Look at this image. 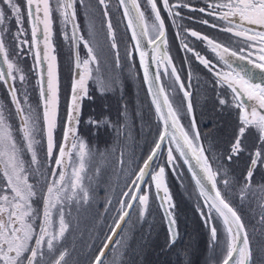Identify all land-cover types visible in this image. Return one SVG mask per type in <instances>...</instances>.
Listing matches in <instances>:
<instances>
[{
	"label": "snow or ice",
	"instance_id": "6c2138e0",
	"mask_svg": "<svg viewBox=\"0 0 264 264\" xmlns=\"http://www.w3.org/2000/svg\"><path fill=\"white\" fill-rule=\"evenodd\" d=\"M79 3L90 7L85 0ZM118 3L133 42L125 49V56L128 61L138 56L158 123L146 158H142L138 170L130 172L134 179L126 182L119 194L117 218L91 264H123L128 247L123 225L142 222L154 198L167 224L165 247L171 250L180 242L176 205L168 186L169 172L177 173L180 159L188 165L198 201L203 200L197 211L209 230L213 258L219 250L218 264H264V182L253 183L254 175L264 170V83H255V74L250 70L233 68L234 60L247 61L264 73V0H206V6L200 8L194 7L191 0H146L143 7L140 0ZM76 4L77 0H0V82L6 87L11 105L6 107L0 102V264H68L71 253L65 242L79 228L80 211L96 195L92 184L101 169L97 167L89 175V165L97 155L103 159L106 152L94 151L79 133L82 102L91 99L90 81L101 94L120 87L115 69L122 64L109 0H97V5L105 18L109 48L116 50L114 61H109L94 37L80 34ZM160 5L181 49L192 54L210 74L218 110L235 114L231 139L220 154L213 151L211 142L204 147L202 141L207 134H202L197 123L192 73H188L186 86L170 54L169 25ZM184 9L210 17L197 22L228 34L230 39L237 38L243 46L233 47L187 27L184 21L195 18L185 16ZM57 19L63 39L72 50L75 68L63 120L55 44ZM94 32L93 26L90 34ZM189 38L202 42L214 59L191 46ZM81 46L86 50L83 57ZM29 56L32 66H22ZM185 62L190 63L187 55ZM33 73L38 107L30 103ZM164 77L171 81L173 92L182 93L179 102L161 83ZM17 119L18 124L14 122ZM185 120L187 124L182 122ZM88 123L97 130L111 128L117 142L122 137L131 138L127 123L114 124L110 119H90ZM61 124L62 139L58 142L56 133ZM126 146L118 143L122 166ZM244 156L248 160L245 172L236 177L231 166ZM233 196L238 198L239 206L229 199ZM111 204L108 199L106 210ZM245 204L252 210L254 223L244 220L241 209ZM109 252L113 254L111 261L106 259Z\"/></svg>",
	"mask_w": 264,
	"mask_h": 264
},
{
	"label": "rangeland",
	"instance_id": "374dc122",
	"mask_svg": "<svg viewBox=\"0 0 264 264\" xmlns=\"http://www.w3.org/2000/svg\"><path fill=\"white\" fill-rule=\"evenodd\" d=\"M170 2H174V0H170ZM140 3L143 7L146 0H140ZM85 4L90 5V7L81 5L77 0L76 12L80 34L89 39L94 37L95 42L103 48L109 61H114L116 50H110L109 48L110 41L107 39L105 18L97 5V0H85ZM109 4L110 18L116 33L122 64L121 68L115 69L120 87L115 91L101 94L95 84L90 81L89 95L91 99L85 98L82 102L79 133L94 151L106 152V156L102 159L97 155L89 165V175H92L97 167L101 169V175L92 184L96 192L94 200L90 205L85 206V210H81L79 213V228L74 229L65 242L71 253L68 257V264H91L94 255L97 254L106 235L109 234L113 221L117 218L116 210L119 205L116 201L120 192L125 189L126 182L130 183L131 179H134V176H130V172L138 170V166L142 165V158L146 157L153 140L156 138L158 122L144 91L136 59L135 61H128L125 56V49L131 47V42L122 21L120 9L116 0H109ZM160 7L161 14L166 18V23L169 25L170 54L173 56L175 65L179 67L182 80L185 81L187 86V67H189V71L192 73V82L200 81L201 78L196 71L202 65H193L197 61L192 57V54H185L181 49L180 41L175 38L167 13L163 11L162 5ZM93 26L95 32L90 34ZM54 27L56 30L55 44L61 86L60 116L63 120L66 117L67 101L75 72L74 56L70 46L63 39L58 19ZM25 28H28L27 22H25ZM68 30L70 35L69 26ZM28 38H31L30 30ZM189 42L195 49L199 47V42L195 38H189ZM85 51L81 46L80 54L82 57L85 55ZM185 55L188 56L190 63L185 62ZM22 66L31 67L32 58L30 56L26 57L25 64ZM161 83L167 88L170 97H175V100L179 102L182 93L172 91L169 87L171 81L164 77ZM35 84V74L33 73L32 87L29 88L30 103L33 107H38L39 93L38 90H33ZM194 99L197 105L195 109H198L196 111L198 126L202 134H207V139L202 141L204 147L208 148L211 142L213 151L216 154L224 152L228 146V141L231 139L233 125L235 124L232 113L205 109L202 105L203 95L201 91L195 93ZM21 100L23 101L22 96ZM0 102L4 103L6 107L11 106L6 87L2 82H0ZM122 113L125 114L122 115ZM90 119H110L114 124L117 122L127 123L131 130V138L125 140L122 137L117 142L111 128L101 127L97 130L88 123ZM219 121H222V123ZM14 122L18 124V119ZM182 122L187 124V120ZM62 127L61 124V128L56 133L58 142L62 139ZM118 143L120 146L127 145L123 149L125 161L123 166L119 163L121 149L118 147ZM164 155L166 156V148ZM247 163L248 160L245 156L236 161L231 166L234 176L240 177L245 172ZM178 165L177 173L169 172L168 186L176 205L175 217L180 242L171 250L165 247L167 226L159 203L154 198L150 212L142 222H136L134 226L133 224L123 225L124 235L127 237L128 243L123 256V264H218L219 250L213 258V253L209 249V230L204 226L197 211L198 203L202 205L203 200L200 198L198 201L196 187L189 178L181 159L178 161ZM259 182H264V174L253 178V183ZM108 199H111L112 204L106 210ZM229 199H231L234 206H239L238 198L233 196ZM241 211L246 223H254L251 220L252 210L246 204ZM76 216L77 213L73 211V217ZM135 220L136 217L133 216V221ZM75 222L74 220L73 223L75 224ZM106 259L111 261L113 254L109 252Z\"/></svg>",
	"mask_w": 264,
	"mask_h": 264
},
{
	"label": "flooded vegetation",
	"instance_id": "af4514ba",
	"mask_svg": "<svg viewBox=\"0 0 264 264\" xmlns=\"http://www.w3.org/2000/svg\"><path fill=\"white\" fill-rule=\"evenodd\" d=\"M191 3L196 8H200V7H205L206 6V0H191ZM183 12H184L185 16H189L190 15V16H193L195 18L193 20H187L186 19L184 21V24L187 27L194 28L197 31H201L202 33L207 34V35H209L211 37H214V38H216L219 41H223V42H226V43H231L233 47H237L238 48V47L243 46L242 45L243 44L242 41L238 40L237 38H231L230 39L228 34L221 33V32H219L216 29L209 28V27H207L205 25H202V24L197 22L198 19H200V18L211 19L210 17H206V16H204V14L198 13V12H189L187 9H184ZM173 31H174V29H173ZM198 42H199V47H196V49L198 51H200L202 54L204 53V55L208 56L209 58H213L214 59L213 55L205 47V45L202 42H200V41H198ZM245 64H248L247 61L234 60L233 68L236 71H242V70H244L243 66H245ZM193 65H198V63L194 62ZM220 67H223V65H220ZM177 68L179 70V67H177ZM189 69L190 68L187 67L188 73H189ZM196 72H197V74H199L201 80L200 81L197 80L196 82H192V84H193V88H192V91H193V102H194L195 108H196L197 105L195 103L194 95L198 91H201V94L203 95V101H202L203 107L205 109H208V110H211V111H219L218 110V101L215 98L216 94L213 91V85L210 82V80H211L210 74L207 73V71L205 69H203V66L200 69H197ZM181 79H182V77H181ZM255 83H259V82H255ZM196 111H198V109H196ZM224 111L227 112V113L231 112L232 115H233V118H234V122H235V114H234V112L228 111V110L227 111L224 110ZM219 122L222 123V121H219ZM233 127H234V125H233ZM263 174H264V170H261V171H258L254 175V177H258V176L263 175ZM177 230H178V227H177Z\"/></svg>",
	"mask_w": 264,
	"mask_h": 264
},
{
	"label": "water",
	"instance_id": "95a60500",
	"mask_svg": "<svg viewBox=\"0 0 264 264\" xmlns=\"http://www.w3.org/2000/svg\"><path fill=\"white\" fill-rule=\"evenodd\" d=\"M116 1H117L118 6H119V9H120V12H121V16H122V19H123V22H124V25H125V28H126V23H127V21H126V19H124V17H123V8L119 5L118 0H116ZM69 28H70V33H71V25H69ZM126 30H127V29H126ZM127 33H128L129 39H130V37H131V32H130L129 30H127ZM130 42H131V45H132L133 42L131 41V39H130ZM136 61H137V65H138V68H139V59H138V56L136 57ZM0 66H2V63H0ZM243 67H244V70H250L252 73L255 74V82L264 83V81L261 80V77L264 76V73H261V71H260L259 69H256V68L252 67V66L249 65V64H245V66H243ZM153 71H155V66H153ZM139 72H140V76H141V79H142V77H143V70L139 68ZM142 82H143V80H142ZM143 86H144V89H145V92H146V95H147L148 101H149V103H150V105H151V97H150V96L148 95V93H147V85H145V84L143 83ZM151 107H152V110H153L154 115H155L154 106L151 105ZM145 158H146V157H145ZM181 161H182V163H183V165H184V167H185L187 173L189 174V176H190V178H191V173L188 171V165L184 164L183 159H181ZM194 163H195V162L193 161V164H194ZM191 180H192V179H191ZM192 182L194 183V181H192ZM194 185H195V183H194ZM161 211H162V209H161ZM162 214H163V212H162ZM165 223H166V221H165ZM166 226H167V224H166ZM118 231H119V230H118ZM102 245H103V244H102ZM102 245H101V247H102ZM101 247H100V248H101ZM97 254H99V250H98Z\"/></svg>",
	"mask_w": 264,
	"mask_h": 264
},
{
	"label": "trees",
	"instance_id": "16d2710c",
	"mask_svg": "<svg viewBox=\"0 0 264 264\" xmlns=\"http://www.w3.org/2000/svg\"><path fill=\"white\" fill-rule=\"evenodd\" d=\"M155 116V115H154ZM155 118H156V116H155ZM156 120H157V118H156ZM190 178V177H189ZM195 186V185H194Z\"/></svg>",
	"mask_w": 264,
	"mask_h": 264
}]
</instances>
